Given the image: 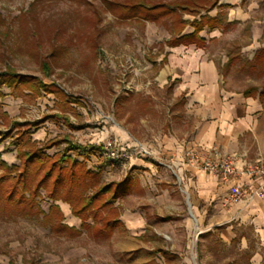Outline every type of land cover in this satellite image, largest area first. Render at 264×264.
Wrapping results in <instances>:
<instances>
[{"label":"rangeland","instance_id":"374dc122","mask_svg":"<svg viewBox=\"0 0 264 264\" xmlns=\"http://www.w3.org/2000/svg\"><path fill=\"white\" fill-rule=\"evenodd\" d=\"M215 1L208 0L205 8ZM184 2L148 0L151 6ZM230 9H214L222 19L223 36L206 49L227 77L229 89L264 88V57L257 61L264 36L250 47L251 23L264 27V0H242L250 18L244 26L227 22ZM123 14L104 0H0V72L11 69L50 81L43 71L47 63L51 79L64 92L56 96L31 93L24 86L0 89L2 159L10 167L21 166L17 140L29 130L40 148L62 139L88 147L84 158L75 152L69 155L100 175L102 185H121L117 200L111 199L113 189L106 196L111 207L87 215L85 227L62 202L55 204L64 219L54 215L55 227L45 224L43 216L0 218V264H252L258 249L250 231L238 232L231 246L223 243L218 231L209 232L221 219L214 205L202 204L200 212L195 208L188 181L192 175L184 168L194 167L155 156L161 138L187 141L196 130L195 112L185 98L173 83L162 87L157 76L179 20L193 22L201 16L180 12L177 18L151 22L138 13L131 19ZM16 123L25 126L16 129ZM139 145L153 156L145 158L130 149ZM67 149L64 143L45 153L54 157L68 154ZM133 160L153 166L133 167ZM170 161L175 172L160 164ZM42 194L40 205L48 214L54 202ZM94 194L91 188L85 192ZM60 224L81 233L59 230ZM242 236L252 242L249 249L242 248Z\"/></svg>","mask_w":264,"mask_h":264},{"label":"crops","instance_id":"0c3cea01","mask_svg":"<svg viewBox=\"0 0 264 264\" xmlns=\"http://www.w3.org/2000/svg\"><path fill=\"white\" fill-rule=\"evenodd\" d=\"M225 5L231 7L229 24L237 22L244 26L248 23L250 18L242 9V0H219L218 6ZM218 14L215 10L209 12L211 18H219ZM219 20L221 24L222 19ZM188 29L183 35L194 32L192 27ZM221 31L223 28H206L200 34L204 46L170 47L160 60L157 81L162 87L173 83L176 93L185 98L197 118L196 130L189 140L175 137L159 140L155 156L162 160H173L181 165L187 150L194 148L209 152L217 148L221 154L240 155L247 162L264 161V88L252 86L251 90L245 91L228 88L227 77L206 49L212 40L223 36ZM251 34L250 47L253 48L264 36V27H260L259 22H252ZM255 88L259 89L258 93L252 91ZM132 165L153 166L142 160H133ZM184 168L192 175L188 181L197 211L200 212L202 204L214 205L213 212L221 219L209 228V232L218 231L223 243L231 246L237 241L238 232L250 231L258 249L252 264H263L264 200H255L249 205H230L228 198L233 183H223L219 176L187 166ZM240 242L245 250L252 243L247 236H242Z\"/></svg>","mask_w":264,"mask_h":264},{"label":"trees","instance_id":"16d2710c","mask_svg":"<svg viewBox=\"0 0 264 264\" xmlns=\"http://www.w3.org/2000/svg\"><path fill=\"white\" fill-rule=\"evenodd\" d=\"M108 5L119 8L124 14L125 19L136 17V13L141 15L144 20L151 22H158L162 18L171 16L177 18L180 12L200 15L199 20L188 22L183 18L179 20L175 26V36L169 42L170 47H177L180 45H197L204 46L205 41L200 34L206 29L211 30L221 29L219 18H211L209 15H203L214 10L218 6L219 0H216L210 8H205L208 0H205L204 5H200L197 0H185L182 4H175L171 6L155 5L151 6L148 0H129L125 4H111L104 0ZM204 7V9H202ZM207 9V10H206ZM203 10V11H202ZM191 26L194 32L189 35H183L187 27ZM264 57L262 51L257 61ZM260 62V61H259ZM44 75L50 81H44L39 78L21 76L16 71L8 69L5 72H0V89L7 86L15 90L20 87H28L31 93L45 91L56 96H64V92L51 79L52 70L49 64L43 65ZM258 93L259 89L252 90ZM264 97V89L262 93ZM24 124L16 123L14 128L19 129L24 127ZM8 139L11 134L4 135ZM18 159L21 161V166L10 167L0 155V218L16 219L22 218H38L44 217V223L52 227L54 215L64 219L63 212L57 202L67 203L71 206L76 217L83 220L82 227L86 225L87 215H96L100 210L111 207L109 200H106L113 189L112 201L117 200L120 184H112L104 186L101 184L100 175L87 169L85 162H77L69 155L75 152L77 156L84 158V150L88 147L77 146L70 142V140H57L49 142L43 147L37 141H33L29 130L25 131L18 138ZM1 143V142H0ZM66 143L68 145V154H57L54 157L45 153L53 147H59ZM90 188L95 190L93 196H85V192ZM42 191L45 192L46 198L53 201L49 213L41 208L40 201L44 199ZM44 224V225H45ZM87 227V226H86ZM72 231L76 235H80V231L75 228H70L63 224L59 225V230Z\"/></svg>","mask_w":264,"mask_h":264},{"label":"built area","instance_id":"2783aa9c","mask_svg":"<svg viewBox=\"0 0 264 264\" xmlns=\"http://www.w3.org/2000/svg\"><path fill=\"white\" fill-rule=\"evenodd\" d=\"M130 149H134L137 155L145 158L153 156L152 151L144 145ZM123 151L127 157L128 149ZM112 156L114 159H119L115 152H112ZM160 164L175 172L176 165L171 161ZM184 164L219 176L223 183H233L228 198L230 205H249L255 200H264V161L262 160L247 162L243 156L221 154L217 148L209 152L192 148L186 151Z\"/></svg>","mask_w":264,"mask_h":264}]
</instances>
